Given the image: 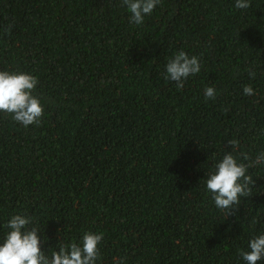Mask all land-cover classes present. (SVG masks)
Masks as SVG:
<instances>
[{"label":"trees","instance_id":"obj_1","mask_svg":"<svg viewBox=\"0 0 264 264\" xmlns=\"http://www.w3.org/2000/svg\"><path fill=\"white\" fill-rule=\"evenodd\" d=\"M235 2L160 0L136 25L123 0H0V71L35 76L44 109L27 127L0 112V242L23 214L49 258L91 231L95 264H247L264 233V0ZM179 51L200 62L182 88L164 78ZM225 153L254 181L228 216L206 187Z\"/></svg>","mask_w":264,"mask_h":264},{"label":"clouds","instance_id":"obj_2","mask_svg":"<svg viewBox=\"0 0 264 264\" xmlns=\"http://www.w3.org/2000/svg\"><path fill=\"white\" fill-rule=\"evenodd\" d=\"M159 2L160 0H123V5L131 13L130 23L140 25ZM235 7L247 9L250 7L249 0H236ZM8 32L9 29L6 28L5 33ZM165 68L164 78L175 82L177 88H182L184 80L200 71V62L197 56L179 51L167 61ZM249 75L254 74L250 72ZM37 83L35 76L25 72L0 71V112L12 114L13 119L25 127L39 125L44 109L33 94ZM243 93L253 94L252 87L245 85ZM204 95L214 98L215 89L206 87ZM228 143L234 146L238 141L230 140ZM244 159L247 160L248 156L244 155ZM255 163H264V152L256 158ZM247 168L248 165L238 163L231 153H225L215 170L208 175L207 190L212 194L215 205L225 210L226 216L233 214L236 209L233 206L240 203V197L251 195L250 185L254 181L246 174ZM30 225H34L32 217L23 214L11 216L6 225L10 231L0 242V264H95L100 258V233L88 231L83 234L79 243H62L49 258L41 250L37 234L39 229ZM248 248V251H240V256L247 264H257L264 258V233L252 238Z\"/></svg>","mask_w":264,"mask_h":264}]
</instances>
